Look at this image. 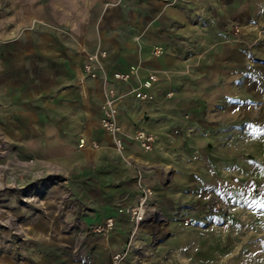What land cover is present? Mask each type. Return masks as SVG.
Masks as SVG:
<instances>
[{
    "label": "crops",
    "instance_id": "obj_1",
    "mask_svg": "<svg viewBox=\"0 0 264 264\" xmlns=\"http://www.w3.org/2000/svg\"><path fill=\"white\" fill-rule=\"evenodd\" d=\"M262 32L264 0H0V135L11 158L39 159L54 180L41 183L43 211L12 200L32 240L0 264H114L134 229L137 167L163 220L140 227L121 264H191V229L176 215L207 200L199 180L222 161L227 124L236 129L256 105L264 112V37L249 47ZM97 49L108 53L106 86L85 73ZM132 67L139 77L114 79ZM151 73L153 99H138ZM107 89L120 97L122 154L102 125ZM140 130L155 137L149 152L133 139ZM66 192L75 209L63 216ZM108 219L114 229L95 233Z\"/></svg>",
    "mask_w": 264,
    "mask_h": 264
},
{
    "label": "rangeland",
    "instance_id": "obj_2",
    "mask_svg": "<svg viewBox=\"0 0 264 264\" xmlns=\"http://www.w3.org/2000/svg\"><path fill=\"white\" fill-rule=\"evenodd\" d=\"M234 34L241 35V29L235 27ZM263 37L262 32L258 41L250 43L249 47L259 44ZM256 107L254 113L241 115L236 129L227 124L226 136L221 142L225 145H220L222 161L214 163L217 168L214 165L204 171L203 179L199 180L205 181L208 188L207 200L197 203L195 198L197 201L181 205L184 209L177 212V218L191 229L192 239L182 244L195 252L191 264H264V122H259L264 120V112L261 105ZM38 165L36 168L41 169ZM46 181L54 180L47 177L37 183L24 180V189H7L0 193V208L4 211L1 220L10 217L16 221L11 228L3 227L0 221V262L6 257H16L17 251L32 240L26 216L16 213L12 200H17L20 207L43 211L40 203L49 195L48 189L40 186ZM33 186L35 190L31 189ZM26 192H38L39 200L25 202ZM193 195L197 197L198 193ZM63 197L59 200V212L65 213L70 210L71 201ZM153 218L158 222L163 220L157 210ZM18 229L27 235L15 234ZM40 237L46 239L44 235Z\"/></svg>",
    "mask_w": 264,
    "mask_h": 264
},
{
    "label": "built area",
    "instance_id": "obj_3",
    "mask_svg": "<svg viewBox=\"0 0 264 264\" xmlns=\"http://www.w3.org/2000/svg\"><path fill=\"white\" fill-rule=\"evenodd\" d=\"M181 0H173V3H179ZM155 55L160 56L162 49L160 47L155 48ZM108 53L104 50L97 49L95 52L87 54V63L85 64V73L91 79H102L104 85L109 84V78L104 67V61L107 59ZM140 67H132L127 72H118L114 74V79L120 82H129L133 78L139 77ZM159 81V77L156 73L149 74L145 81H140L139 86L134 91L136 97L141 100H151L153 96L150 94V90ZM146 90L147 92L143 91ZM173 94L169 93L168 97H172ZM105 103H104V119L102 125L104 129L114 138L116 148L119 153L124 151V142L120 137L122 134V128L118 121V109L117 104L120 100L118 93L114 89L105 90ZM133 139L138 142L142 149L149 152L153 149L155 143V137L144 130L138 131ZM85 141H82L80 147H85ZM98 147L97 144L94 145ZM12 148L7 144L4 136L0 135V193L7 189H24L22 182L28 180L31 183H37L46 178L45 171L37 169L36 166L40 162L37 158H31L27 161L21 160L18 157H12ZM33 186L31 189H34ZM137 188L140 192L139 202L136 206L127 209V212L131 216V220L134 224V229L131 234V239L125 251L120 252L113 257L114 264H121L127 257L130 249L133 245V240L140 229V227L148 220L156 215V208L152 205V200L155 196L154 190L144 183L143 168L137 167ZM30 189H28L29 191ZM35 190V189H34ZM25 192V191H24ZM38 192H26L23 197L25 202H37L39 200ZM71 193L64 194V200L71 201ZM70 211L75 209L74 203H70ZM4 211L0 208V221L1 225L6 228H11L16 222L13 218H7L1 220ZM115 222L113 219H108L104 225L96 227L94 232L97 234H106L114 229ZM22 228V227H20ZM15 234L21 236L26 234L22 229L15 230ZM27 235V234H26Z\"/></svg>",
    "mask_w": 264,
    "mask_h": 264
}]
</instances>
